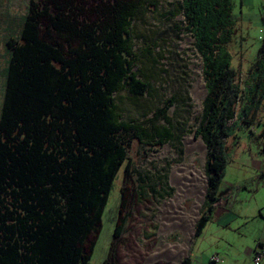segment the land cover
Returning a JSON list of instances; mask_svg holds the SVG:
<instances>
[{
    "label": "trees",
    "instance_id": "trees-1",
    "mask_svg": "<svg viewBox=\"0 0 264 264\" xmlns=\"http://www.w3.org/2000/svg\"><path fill=\"white\" fill-rule=\"evenodd\" d=\"M136 11L133 0H30L19 37L8 39L0 264H91L88 241L120 170L129 176L127 148L140 130L119 118L114 95L124 85L134 95L148 90L129 60ZM233 11V0H181L183 33L194 41L207 90L195 130L207 147L208 180L196 237L221 200L229 140L264 105V35L242 81L230 50Z\"/></svg>",
    "mask_w": 264,
    "mask_h": 264
},
{
    "label": "rangeland",
    "instance_id": "rangeland-1",
    "mask_svg": "<svg viewBox=\"0 0 264 264\" xmlns=\"http://www.w3.org/2000/svg\"><path fill=\"white\" fill-rule=\"evenodd\" d=\"M133 1L137 11L130 25L129 60L148 90L134 95L124 85L114 95L119 118L140 130L127 148L129 176L124 168L120 170L101 228L88 241L94 245L91 264L106 260L115 264H185L186 260L215 264V258L220 264H256L257 242L264 241V105L254 112L251 126L237 125L228 142L221 200L202 234L195 236L199 215L189 240L181 230L162 233L157 217L177 191L171 182L173 168L193 164L205 172L207 152L189 153L186 146L188 137L196 138L205 98L202 61L192 37L183 33L181 0ZM29 2L0 0V112L9 60L6 43L11 36L19 37ZM233 4L237 24L230 50L233 65L245 81L259 57L264 15H244H259L264 0H243L242 4L233 0ZM194 202L186 200V208ZM179 244L186 248L179 261L162 256L150 259L164 246Z\"/></svg>",
    "mask_w": 264,
    "mask_h": 264
},
{
    "label": "bare ground",
    "instance_id": "bare-ground-1",
    "mask_svg": "<svg viewBox=\"0 0 264 264\" xmlns=\"http://www.w3.org/2000/svg\"><path fill=\"white\" fill-rule=\"evenodd\" d=\"M199 82H201V79H199ZM202 89L204 90L203 86ZM186 146L189 153L194 150H200L203 154L206 152L201 138L188 137L186 139ZM205 178V172L193 164L178 165L173 168L171 182L177 191L170 200L163 204L157 217L161 223L162 233L181 230L186 239L189 240L206 191L205 186L207 181ZM189 199L195 202L190 209H187L185 201ZM185 249L180 244L178 247L167 245L159 249L157 254L153 255L150 259L154 260L162 256L179 261L184 256Z\"/></svg>",
    "mask_w": 264,
    "mask_h": 264
},
{
    "label": "built area",
    "instance_id": "built-area-1",
    "mask_svg": "<svg viewBox=\"0 0 264 264\" xmlns=\"http://www.w3.org/2000/svg\"><path fill=\"white\" fill-rule=\"evenodd\" d=\"M263 254H264V247L262 246L260 250L255 254L254 262L256 264H260ZM220 262L221 260L219 258L214 259L215 264H220Z\"/></svg>",
    "mask_w": 264,
    "mask_h": 264
},
{
    "label": "crops",
    "instance_id": "crops-1",
    "mask_svg": "<svg viewBox=\"0 0 264 264\" xmlns=\"http://www.w3.org/2000/svg\"><path fill=\"white\" fill-rule=\"evenodd\" d=\"M243 3V0H241V4ZM243 15V14H242ZM264 15V8H263V10L260 12V14L259 15H255V16H249V15H244V16H246V17H259V18H261L262 16ZM217 208V207H216ZM259 244H261L263 247H264V241H262V240H260V241H258L257 242V249L254 251L255 252V254L260 250V248L262 247L261 245H259ZM263 256H264V254H263ZM263 261V260H262Z\"/></svg>",
    "mask_w": 264,
    "mask_h": 264
},
{
    "label": "water",
    "instance_id": "water-1",
    "mask_svg": "<svg viewBox=\"0 0 264 264\" xmlns=\"http://www.w3.org/2000/svg\"><path fill=\"white\" fill-rule=\"evenodd\" d=\"M203 88H204V91H205V95L207 94V90H206V86H205V83H204V85H203ZM194 134L196 135V131L194 132ZM202 140V139H201ZM202 143H203V141H202ZM203 145H204V148H205V150H206V152H207V147L205 146V144L203 143ZM205 174H206V172H205ZM206 180H207V177H206ZM207 182H208V180H207ZM207 188H208V185H207ZM207 192V191H206ZM203 201H205V198L203 199ZM198 215L200 216V213L198 212Z\"/></svg>",
    "mask_w": 264,
    "mask_h": 264
}]
</instances>
